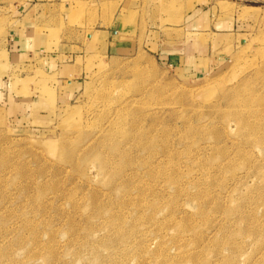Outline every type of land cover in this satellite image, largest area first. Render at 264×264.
Here are the masks:
<instances>
[{
    "label": "rangeland",
    "instance_id": "rangeland-1",
    "mask_svg": "<svg viewBox=\"0 0 264 264\" xmlns=\"http://www.w3.org/2000/svg\"><path fill=\"white\" fill-rule=\"evenodd\" d=\"M42 1L66 66L2 81L0 264H264V0Z\"/></svg>",
    "mask_w": 264,
    "mask_h": 264
},
{
    "label": "crops",
    "instance_id": "crops-1",
    "mask_svg": "<svg viewBox=\"0 0 264 264\" xmlns=\"http://www.w3.org/2000/svg\"><path fill=\"white\" fill-rule=\"evenodd\" d=\"M51 5L50 2L42 0H7L5 3L0 1V11L5 8V14L8 15L13 28L10 31L11 37L7 38L6 42L3 41L4 43L0 42V50L7 57V61L4 60L0 64V90L4 76L8 75L12 68L41 61L45 69H51L53 72L64 70L62 67L66 64H62L57 55L48 53V39L45 33L38 32L44 25L38 18L40 12ZM69 82L67 90L69 94H73L78 90L79 83L72 80Z\"/></svg>",
    "mask_w": 264,
    "mask_h": 264
},
{
    "label": "bare ground",
    "instance_id": "bare-ground-1",
    "mask_svg": "<svg viewBox=\"0 0 264 264\" xmlns=\"http://www.w3.org/2000/svg\"><path fill=\"white\" fill-rule=\"evenodd\" d=\"M249 113V111H248ZM248 113L247 114H244V115H240V116H237V117H234V118H238V124L240 126V129H244L245 130V133H248V132H254L255 134H258L261 132V129H257L255 130L253 126H251V123L250 121L248 120ZM231 117V114L229 115ZM256 173L254 172L253 174H256L259 172L258 169L255 170ZM251 174V175H253Z\"/></svg>",
    "mask_w": 264,
    "mask_h": 264
}]
</instances>
